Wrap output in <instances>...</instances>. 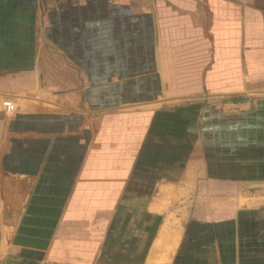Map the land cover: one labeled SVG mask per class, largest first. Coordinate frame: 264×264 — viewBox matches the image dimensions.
I'll use <instances>...</instances> for the list:
<instances>
[{"label": "crops", "instance_id": "crops-1", "mask_svg": "<svg viewBox=\"0 0 264 264\" xmlns=\"http://www.w3.org/2000/svg\"><path fill=\"white\" fill-rule=\"evenodd\" d=\"M261 184L264 0H0V264H264Z\"/></svg>", "mask_w": 264, "mask_h": 264}, {"label": "rangeland", "instance_id": "rangeland-1", "mask_svg": "<svg viewBox=\"0 0 264 264\" xmlns=\"http://www.w3.org/2000/svg\"><path fill=\"white\" fill-rule=\"evenodd\" d=\"M251 187H254L253 189H259V188L264 189V184L257 185V186H250V189H252ZM203 188H206L207 191H210L209 190L210 187H203ZM208 193L209 194H207V196L210 195V192H208ZM205 197H206V194L203 193V192H201V191H199L198 197H196V198H198V201H196L197 202L196 205H198V207L203 208V209H206L208 207L207 205L209 204V202L208 203L206 202ZM219 197H220L219 196V193L218 194H216V192L213 193V196H212V199L214 201L212 203L213 205L217 206L219 204V203H217L215 201V200L219 199ZM252 197L254 198V196H252ZM255 197H257L256 200L258 201V203H260V202L261 203H264V194L257 195ZM258 197H260V198H258ZM241 199H242V201H245L246 200L244 198H241ZM243 203H245V202H243ZM186 204H190V202H187V203L183 202L181 204V207L184 208V206ZM194 204H195V201L193 202V205ZM183 211H184V209H183ZM165 227L167 229L170 228L169 231L167 232V235H166L167 245H165V248L163 250H161L156 255L157 258H155L153 264H169V262L171 260V257L173 255V252H174V250H175V248L177 246L178 240H179L181 227H180V225L178 223V220L174 217V214L173 213L169 214V216L165 220V225L163 226V228L165 229ZM168 242H171V245H168ZM126 246H129V248H130V245H122V248L125 249ZM134 246L136 247V245H134ZM144 249H145V247H144ZM141 251L142 250L137 251L136 249H133V253H137L139 255L142 254ZM133 256H135V255H133ZM130 257L131 256H129V255H127V256L126 255L125 256L124 255H121L118 260L119 261H124L127 258L130 259ZM138 258L139 257H134L133 259L136 262ZM139 260H140V258H139Z\"/></svg>", "mask_w": 264, "mask_h": 264}, {"label": "bare ground", "instance_id": "bare-ground-1", "mask_svg": "<svg viewBox=\"0 0 264 264\" xmlns=\"http://www.w3.org/2000/svg\"><path fill=\"white\" fill-rule=\"evenodd\" d=\"M157 208V207H156ZM170 229V228H169ZM169 229H167L165 227L164 229V234L160 235V237L154 242V245L152 246L151 250H150V257L147 258L148 259V263L147 264H153L156 255L165 248V245H167V240H166V235L167 232L169 231ZM168 245H171V242H168Z\"/></svg>", "mask_w": 264, "mask_h": 264}, {"label": "built area", "instance_id": "built-area-1", "mask_svg": "<svg viewBox=\"0 0 264 264\" xmlns=\"http://www.w3.org/2000/svg\"><path fill=\"white\" fill-rule=\"evenodd\" d=\"M3 108L6 112H13L15 110V104L11 100H4L2 102Z\"/></svg>", "mask_w": 264, "mask_h": 264}, {"label": "water", "instance_id": "water-1", "mask_svg": "<svg viewBox=\"0 0 264 264\" xmlns=\"http://www.w3.org/2000/svg\"><path fill=\"white\" fill-rule=\"evenodd\" d=\"M261 192V193H264V189H261V188H259V189H251V191L250 192Z\"/></svg>", "mask_w": 264, "mask_h": 264}]
</instances>
